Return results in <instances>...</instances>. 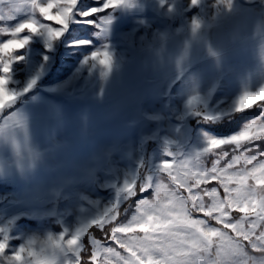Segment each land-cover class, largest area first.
Masks as SVG:
<instances>
[{"label": "rangeland", "instance_id": "obj_1", "mask_svg": "<svg viewBox=\"0 0 264 264\" xmlns=\"http://www.w3.org/2000/svg\"><path fill=\"white\" fill-rule=\"evenodd\" d=\"M241 1L246 4H251L253 1L257 2L258 7L251 9L261 14L262 21L252 20L256 18V16L251 15L254 12H248V17L241 18L243 16L238 12L248 11L251 6L248 5V7L240 10L231 0H229L230 8L228 4L221 3L220 0H197L196 4H193L192 0H164L163 6L161 0H129L131 6L117 8L114 19L111 18L113 16L110 14L101 18V21L105 19L103 23H95L94 20L88 18V20L94 21L90 24L101 27L102 34H107L109 37L103 49L85 51L80 46L89 41L83 36H77L75 39H64L66 31L55 41H48L46 35L42 33L39 34L40 38L36 35L35 38L22 36L35 42L42 41L41 43L47 45L48 52L40 48L28 49L24 46L14 53L8 88L10 91L18 93V96L11 105L16 104L35 86L43 87L52 98L73 105L79 91L87 89L94 83L95 79L110 70H115V67L123 64L140 50L166 38L171 31L192 29L193 21L200 23L199 29L209 28L211 25H216L222 21H224L223 24L226 23L225 21L232 22L235 27L228 32L224 39L225 43L229 45L225 48L224 53L230 51V58L226 61H220L214 56L209 57L197 68L190 71L189 78H183L181 82L176 83L175 88L169 89L168 84H166L167 97H165L166 93H164L163 88L165 80L170 82V79L153 78L139 66L134 68V96L127 105L122 106L121 110L135 112V117L131 118V123L126 127V132L123 134L124 137H127L126 141L129 144L139 140L143 151L141 161L144 155L146 157L144 163L138 165L139 171L137 173V164H130L132 171L118 174L119 178L117 177L115 183L108 189V193H110L108 197L97 195L95 181L82 183V188L79 186L78 189L70 190L71 192L66 194L67 187L74 185L78 180L76 178L83 174V170L79 167L74 168L70 175L64 174L66 172H60L54 167L47 168L37 175L36 180H46L42 187L37 189H27L26 184L13 185L8 181H2L14 186L0 185L7 187V190L0 191V230H2L0 231V239L7 236L9 241V248L5 256H10L16 248L27 243L29 239L43 240L49 235L58 236L64 232H75L82 222L90 220L96 214L98 208L102 210L104 206H108L116 200L117 191L123 187L126 180L135 178L136 184L133 190L136 195L121 201V211L117 217V222H127L131 219L135 204L139 199H152L157 182L167 184L170 189L175 188L170 178L164 175L166 173L156 170L161 161L167 160L169 163H174L172 157L165 156V148L175 153L177 159H187L194 157L197 152H202L207 147L206 137L230 138L241 132L226 137H217L199 126L195 129L193 125L186 126L188 131L185 132L182 131L184 129L182 127L183 121L179 120L180 117H184L188 113L191 116L190 120L195 116L216 117L233 112L235 111V102L241 94L245 91L255 92L264 87V0ZM102 3L103 0H78V7H76L67 29L75 28L74 25L89 24L81 16V13L101 7ZM18 12L16 10V16L19 15ZM0 17H2L0 18V37L4 32L14 30L19 24L34 19L30 9H27L22 19L14 23L12 20L10 21L13 14L5 6L0 8ZM116 22L118 23L117 28ZM217 36L218 32L214 30L206 33L203 38L204 41L212 42L214 38L217 39ZM62 39H64L65 45L58 48L56 43ZM196 46L197 56L201 58L204 53L201 51L202 47L199 44ZM242 51L246 52L244 56L241 55ZM210 52L207 51L205 54ZM97 53H107L111 57L110 69L101 65L99 60L92 59ZM32 81L35 83L29 90L25 91ZM179 86H181L180 92L176 89ZM194 96L198 97V100L190 106L189 101ZM164 100L167 101V105L165 110L160 113V119L165 121V131H162L163 129L156 131L155 128L158 129V125L161 128L160 119L149 112H154V109L162 105ZM10 115L11 112L9 115L3 116L1 121L3 119L5 121ZM153 123L156 127L150 128V124ZM141 124L143 125L141 126ZM148 128L150 131H147ZM176 128H181V130L176 132ZM147 137L153 138V140L146 139ZM175 137L179 141L175 142ZM252 147L257 151L256 145ZM257 152H264V150ZM135 158L138 159L136 156L132 159ZM59 174L64 175L59 176ZM148 175L153 177V187L141 193L139 191L140 185L144 183V178ZM163 176H165L166 182L160 181ZM219 191L223 194L222 189ZM184 194L186 195V193ZM125 209L128 210L127 214H125ZM54 215L62 226V230L59 232L30 229L25 225L17 226L12 223L15 219L24 216L36 221L38 225H42L43 220ZM194 215L203 218L199 213H194ZM238 219L232 218L233 222ZM93 227L97 229L95 226ZM110 228V225H106L105 230H102L107 241H111L108 238ZM89 233L92 234L90 231ZM98 240L101 241V239ZM86 241H88L87 234L83 238L85 245ZM101 242L107 246L103 240ZM89 251L91 252V244ZM83 253L85 252H82V258ZM121 254L126 255L123 250ZM0 264H3L2 260H0Z\"/></svg>", "mask_w": 264, "mask_h": 264}, {"label": "snow or ice", "instance_id": "obj_2", "mask_svg": "<svg viewBox=\"0 0 264 264\" xmlns=\"http://www.w3.org/2000/svg\"><path fill=\"white\" fill-rule=\"evenodd\" d=\"M9 2L12 9L18 11L24 0ZM27 2L41 21L48 23L29 19L4 33L10 38L0 43V111L10 107L18 96L9 90L8 84L14 53L30 42L28 37H22V33H42L48 41L57 40L66 31L78 4V0ZM192 2L196 4L197 0ZM220 2L230 8L229 0ZM163 4L164 0H161ZM122 6L131 4L129 0H103L101 7L83 12L81 16L94 23L88 18ZM200 26L199 22L193 21V34ZM92 59L110 69L111 57L107 53L94 54ZM34 83L32 81L25 91ZM197 100L194 96L189 105H194ZM258 105H264V87L241 94L234 110L239 113ZM214 119L204 117L206 122ZM206 141L207 147L202 152L187 159H177L175 153L165 148V156L172 157L174 163L161 161L156 170L166 173L175 188L169 189L157 182L153 199H139L127 222H117V217L121 201L136 195L133 190L135 178L126 180L117 191L116 200L102 210L98 208L96 214L82 222L73 233L49 235L43 240L29 239L10 256H5L9 248L8 237L0 239V260L3 264H82L81 254L87 251L83 238L87 234L91 244L87 264H264V152L258 153L252 147L255 142L264 141V123L253 122L230 138L209 136ZM206 154L219 156L210 169L202 166L201 157ZM221 161L227 162L221 166ZM210 181H215L223 194L217 187H201ZM152 187L153 177L148 175L139 191L143 193ZM124 211L127 214L128 210ZM234 212L242 214L235 222L232 220ZM211 221L221 227L213 226ZM106 225L111 226L108 233L111 242L126 255L89 233L93 226L105 230Z\"/></svg>", "mask_w": 264, "mask_h": 264}, {"label": "crops", "instance_id": "obj_3", "mask_svg": "<svg viewBox=\"0 0 264 264\" xmlns=\"http://www.w3.org/2000/svg\"><path fill=\"white\" fill-rule=\"evenodd\" d=\"M46 2L47 0H40L42 4ZM1 6L9 8L13 14L10 21L14 23L22 19L25 10L30 9L27 0H24L23 6L18 10V16L15 15L16 10L12 9L9 0H0V8ZM252 7L258 6H251L248 11H240L238 14L243 16H240L241 18L248 17V12H254ZM115 11L116 9H112V12ZM251 15L256 16L252 20L262 21L260 13L254 12ZM111 16L114 19L116 15ZM101 18L98 22L103 23L105 19L101 21ZM223 22L199 29L195 34L192 29H177L169 32L166 38L140 50L123 64L115 67V70H110L95 79L87 89L79 91L73 105L52 98L41 87L11 111V115L5 121L3 119L0 122V185L14 187L13 185L26 184L27 189H37L46 181L36 180L37 175L47 168L54 167L70 175L74 168L79 167L83 170V174L76 178L78 180L74 185L67 187L66 194H69L78 189L82 183L91 181H95L100 189L108 190L117 177L119 178V173L132 171L130 164H137V173L138 165L144 163L146 155L141 161L143 151L140 141L129 144L123 134L131 123V118L135 117V112L121 110L122 106L127 105L134 96V68L139 66L153 78L170 79V82L166 80L164 82L163 91L167 97L166 84L169 89L175 88L176 83L181 82L183 78H189L190 71L209 57L214 56L220 61L230 58V51L224 53L225 48L229 46L224 39L235 27L232 22L225 21L224 24ZM117 26L116 22V28ZM99 28L101 27L98 26ZM214 30L218 32L217 39L214 38L212 42L204 41L203 36ZM97 34L109 38L107 34H102V28ZM36 37L40 38L39 34H36ZM56 44L59 47L61 43ZM197 44L201 45V51L204 52L201 58L197 56ZM44 47L48 50L47 45ZM207 51L211 52L205 54ZM245 54L246 52H241L242 56ZM180 88L181 86L176 88L178 92ZM166 105L167 101L164 100L154 112L149 113L160 119V113L165 110ZM189 116V113L184 117L179 116V120L183 121L182 131L186 132V126L191 125L189 122L191 116ZM160 124L161 128L158 125L156 131L162 129L165 131V121L160 119ZM154 126L156 127L154 123L150 124V128ZM150 128L147 131H150ZM180 130L181 128L176 132ZM146 139L153 140L149 137ZM174 141L179 140L175 137ZM135 156L138 159L133 160ZM2 181H8L13 185Z\"/></svg>", "mask_w": 264, "mask_h": 264}, {"label": "trees", "instance_id": "obj_4", "mask_svg": "<svg viewBox=\"0 0 264 264\" xmlns=\"http://www.w3.org/2000/svg\"><path fill=\"white\" fill-rule=\"evenodd\" d=\"M231 2L233 4H235L236 7L240 10H243L245 7H248V5L249 6L257 5V2H255V1H253L251 4L243 3L241 0H231ZM77 7H78V4H77ZM30 13L34 19L38 20V22H46V21H41L42 18H40L37 13H34L33 10L31 9V7H30ZM108 14L116 15L115 12H112V9H109V10H106L104 13H97L95 16L90 17V18L92 20H94L95 23H97L98 20L102 16H106ZM46 23H48V22H46ZM73 27H75V28L70 27L66 30V35H65L64 39H68V38L75 39V38H77V36H80V37L83 36L84 38H86L89 41L87 44L80 46L85 51H90L93 49H103L106 45L107 40H109V38L102 37V36L97 34L99 29H98V26H96L95 24L89 23L87 25H81V26H77V25L75 26L74 25ZM22 36H28V37L35 38V35H32V34L27 33V32L22 33ZM7 38H9V36L1 34L0 40H4ZM64 39H62V41L58 42V43H61L58 48H60L62 46ZM29 41L30 42L26 45V47H28V49L40 48V49L48 52V50L45 49L44 45L41 42H39V41L35 42L32 40H29ZM40 88H41L40 86L33 87V89L28 94H25L21 98V100H19L16 104L11 105L8 108H5L3 111H0V112H2L0 114V122H1V118H3V116L9 114L11 111H13L15 108H17L23 101L27 100L32 94L39 91ZM214 118H216V119L206 122L204 120V117L195 116V118L190 119L189 122L194 127L199 126L214 136L226 137V136L232 135L236 132H240V131L245 130L253 122L259 121L261 123H264V105L254 106L248 110H245V111H242L239 113L232 112V113H229V114H226L223 116H219V117H214ZM254 145H256L257 151L258 150H260V151L264 150V141H257L254 143ZM227 150L231 154V148L228 147ZM214 151L218 152L220 150H214ZM230 158L231 157H229V159ZM217 159H219L218 155L206 154V155L202 156L201 161H202L203 168L208 169V168L212 167L214 162ZM226 162L227 161H221V166L226 164ZM164 175L167 176L166 174H164ZM165 176H163V179L160 180L161 182H166ZM201 187L202 188L207 187L209 189L212 187H217L219 189V185L215 181H210L207 185H202ZM3 190H7V187L0 186V191H3ZM95 191L99 195H102L104 197H108L110 194V193H108V190L100 189L97 186H95ZM151 198L153 199V196ZM241 215H242L241 213H235L234 212V213H232V218L238 219ZM12 223H15L17 226L25 225V226L29 227L30 229L54 230V231H58V232L62 230V226L60 225L59 222H57V218L55 215L52 217H49L47 220H43L42 225H38L36 223V221L27 219L24 216H21V217L15 219L14 221H12ZM210 223H212L213 226H215V227H221L220 225H216L214 221H211ZM89 231L92 233L91 235L94 238L101 239V241L103 240L107 244V246L109 245L112 247H116L118 251L122 252V249H119L117 245H115L111 241L106 240L107 238H105L106 235H105L104 231H102L100 229H95L94 227L91 228ZM108 238H110L109 235H108ZM89 246H90L89 241H86L85 248H87V251H85V253H83L82 264H87V261L90 259ZM249 251H250V249H249Z\"/></svg>", "mask_w": 264, "mask_h": 264}]
</instances>
